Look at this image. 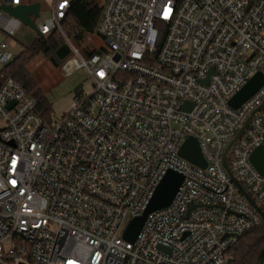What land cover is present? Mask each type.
<instances>
[{
    "label": "built area",
    "instance_id": "2783aa9c",
    "mask_svg": "<svg viewBox=\"0 0 264 264\" xmlns=\"http://www.w3.org/2000/svg\"><path fill=\"white\" fill-rule=\"evenodd\" d=\"M99 2L96 33L107 47L90 51L67 37L71 0H54L38 28L65 38L63 74L91 82L55 119L42 109L46 95L39 101L0 76V264H232L240 238L264 220L224 165L264 104L263 85L230 105L264 76V0ZM21 25L0 9L1 32L13 38ZM13 57L1 42L0 65ZM189 137L206 168L181 157ZM262 146L264 108L226 158L264 211V172L251 162ZM170 171L184 177L172 204L128 242L127 228Z\"/></svg>",
    "mask_w": 264,
    "mask_h": 264
},
{
    "label": "trees",
    "instance_id": "16d2710c",
    "mask_svg": "<svg viewBox=\"0 0 264 264\" xmlns=\"http://www.w3.org/2000/svg\"><path fill=\"white\" fill-rule=\"evenodd\" d=\"M102 12L103 6L98 0H71V7L62 23V29L67 37L81 45L86 35L96 33ZM42 55L56 67H60L57 64V58L63 62L69 57V47L58 30L52 31L48 36H37L31 46L26 47L21 54L14 56L4 66L0 76L13 77L29 93L42 101L44 96L29 70L30 64ZM234 253L232 264H263L264 220L261 225L240 238Z\"/></svg>",
    "mask_w": 264,
    "mask_h": 264
},
{
    "label": "water",
    "instance_id": "95a60500",
    "mask_svg": "<svg viewBox=\"0 0 264 264\" xmlns=\"http://www.w3.org/2000/svg\"><path fill=\"white\" fill-rule=\"evenodd\" d=\"M251 6H252V2H250L248 10ZM0 9L6 12L8 15L18 18L22 22V24L33 29L37 33L38 37H44L34 22V19L40 16V5L38 3L21 4L17 6L2 5ZM118 58H119V55L116 56V59ZM56 61L59 66L62 64V61H60L58 58L56 59ZM263 85H264V76L261 73H258L250 80V82L239 93H237L235 97L231 99L230 105L234 109L240 108V106L244 104L250 97H252ZM47 108H48V102L46 101L42 109L46 110ZM263 108H264V104L248 117V119L246 120L243 127L240 129V131L236 135V137L229 144L228 148L226 149L225 155H224V165H225L227 172L231 176L232 180L234 181V183L240 190V192L246 197V199L250 202V204L258 211V213L264 219V211L262 210V208L259 207L257 203L254 201V199L249 195V193L246 191L243 185L239 182V180L235 177V175L232 173V171L229 169L226 163L227 155L229 151L231 150V148L233 147V145L242 136L245 129L249 126L254 115ZM180 155L181 157L188 160L194 165L200 166L202 168H206L207 166V163L201 153L199 143L193 137H189L185 141V143L183 144L181 148ZM251 162L257 168L259 172L261 173L264 172V147L263 146L257 148L254 151V153L251 156ZM183 180H184V177L177 172L170 171L167 173V175L165 176V178L163 179V181L157 188V191L154 197L152 198L150 204L148 205L143 215L134 219L129 225V227L127 228L124 234L125 240H127L128 242H134L137 239V236L139 235L140 231L142 230L147 217L151 213L158 211V210L165 209L172 204L175 198V195L177 194L179 188L181 187L183 183ZM194 208L195 206H193L190 209V211ZM188 216L189 215H187V218Z\"/></svg>",
    "mask_w": 264,
    "mask_h": 264
},
{
    "label": "rangeland",
    "instance_id": "374dc122",
    "mask_svg": "<svg viewBox=\"0 0 264 264\" xmlns=\"http://www.w3.org/2000/svg\"><path fill=\"white\" fill-rule=\"evenodd\" d=\"M54 0H23L24 4L38 3L40 5V16L34 19L39 28L51 17ZM100 1V0H98ZM37 38V33L24 24L21 25L15 37L11 38L0 31V43L7 42L14 56L21 54L26 47L31 46ZM82 48L93 51L101 47H107L104 39L97 33L86 35L81 44ZM3 66L0 65V71ZM29 70L37 81L41 93L46 95L48 107L51 108V117H55L71 106L72 99L77 87L91 91V82L87 80L83 72L75 73L70 77L63 74L61 67H56L45 56H39L29 66ZM46 93V94H45Z\"/></svg>",
    "mask_w": 264,
    "mask_h": 264
}]
</instances>
